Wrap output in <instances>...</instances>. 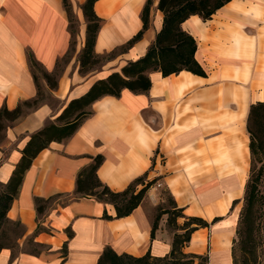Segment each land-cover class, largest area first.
<instances>
[{
  "label": "crops",
  "instance_id": "1",
  "mask_svg": "<svg viewBox=\"0 0 264 264\" xmlns=\"http://www.w3.org/2000/svg\"><path fill=\"white\" fill-rule=\"evenodd\" d=\"M70 1L79 17L76 8L85 0ZM145 2H95L94 11L102 19L96 54L120 48L142 27ZM157 3L152 0L150 26L138 41L81 74L78 55L85 26L70 57L63 60L71 33L62 0H0V108L12 110L35 99L38 88L45 96L3 131L0 186L11 176L31 133L54 121L96 80L145 54L162 25ZM98 5L108 12L98 11ZM181 27L196 39L195 58L206 76L185 70L168 76L149 71L147 92L123 89L118 97L99 98L68 139L40 151L7 212L8 220L19 222L22 231L16 247L0 248V264H96L107 247L117 254L163 257L173 238L167 214L160 216L151 236L164 203L162 190L183 214L209 224L192 233L184 252L205 256L203 264H233L232 244L250 171L247 116L251 104L264 101V0H230L210 19L193 15ZM29 53L43 70L55 74L54 87L36 74L37 87ZM97 154L103 156L97 176L114 191L141 176L145 182L155 180L141 203L119 218L112 205L93 198L65 206L55 201L38 215L34 198L72 194L78 172ZM105 211L111 218H103ZM38 227L33 243L39 252H27L25 243Z\"/></svg>",
  "mask_w": 264,
  "mask_h": 264
},
{
  "label": "trees",
  "instance_id": "2",
  "mask_svg": "<svg viewBox=\"0 0 264 264\" xmlns=\"http://www.w3.org/2000/svg\"><path fill=\"white\" fill-rule=\"evenodd\" d=\"M97 0H85L80 6L86 21L85 41L78 55L79 73L86 74L95 67L113 58L119 51L125 50L138 41L149 28L151 23L152 0H146L141 12L142 27L120 48L98 55L94 52V44L102 19L95 13L94 4ZM230 0H158L157 9L162 13V25L154 40L147 47L145 54L128 61L119 72H112L103 79L96 80L86 93L70 100L54 121L46 123L39 130L31 133L21 156L16 163L8 181L0 186V248L5 245L1 238L5 228L12 226L16 236L21 234L19 222H10L7 212L17 196L25 171L33 159L51 142H63L68 139L79 127L81 122L92 114V104L99 98L110 95L118 97L123 89L133 93H145L151 87L149 71L158 70L163 76L189 71L199 76H206L205 70L195 58L197 50L196 39L183 30L181 24L193 15L203 21L212 17L216 11ZM63 7L69 20L71 33L70 50L74 49L75 18L70 0H62ZM69 52L65 55H68ZM64 57V58H65ZM63 58V59H64ZM30 67L38 87L35 69L40 68L42 77L49 86L54 87L55 74L43 70L29 53ZM42 100L40 88L37 97L20 102L14 109L6 106L0 108V141L3 131L11 123L24 114V108L36 107ZM247 131L249 134L250 171L245 185L243 204L236 227V235L232 244L233 264H260V254L264 256V192L261 189L264 179V101L250 105L247 116ZM91 162L82 168L76 177L75 190L72 194L57 193L47 198L35 197L34 203L38 215H41L47 206L56 200L60 206L79 198H93L113 206L115 217L129 215L142 201L147 189L155 180L146 181L144 176L136 178L125 189L114 191L104 184L97 176V169L103 162V156H90ZM141 185L140 188L138 186ZM171 197V196H170ZM162 214H167V224L173 230L170 252L163 257H153L149 253L143 256H132L127 253L117 254L111 248L103 250L96 264H203L206 257L194 253L184 252V247L190 242L192 233L200 227H207V221L197 216H186L183 208L177 207L171 198L169 207L159 206L153 222L151 236L157 227ZM103 218L110 215L103 213ZM183 218L182 224L177 223ZM27 241L34 245L32 251L39 252L33 243L34 235ZM71 236L70 233L67 234ZM11 248V247H10ZM238 252V255L236 254ZM34 253V252H31Z\"/></svg>",
  "mask_w": 264,
  "mask_h": 264
},
{
  "label": "rangeland",
  "instance_id": "3",
  "mask_svg": "<svg viewBox=\"0 0 264 264\" xmlns=\"http://www.w3.org/2000/svg\"><path fill=\"white\" fill-rule=\"evenodd\" d=\"M76 9L79 12V17H77L76 14H75V12H74V6L72 7V11L74 13V18L76 20L75 21V29H76L77 34H78V31H79L80 27L82 25L83 26H86V21H85V19L83 17L81 8L79 7V9L78 8H76ZM77 34L75 36V41L77 40ZM71 53H72V50L69 51L68 55L63 60H67L70 57ZM61 64H62V61H61ZM97 68H99V66L95 67V69H97ZM40 70H41L40 68L35 69V73L38 75V77H42ZM90 71H93V70H90ZM90 71H88V72H90ZM42 100H45V96L44 95H42ZM26 110L27 109L24 108V111H26ZM261 189L264 192V179H263V182H262ZM161 195H162V198L164 199V203H163V206L162 207H169L171 205V197H170L169 193L167 191H165V190H162L161 191ZM57 201L58 200H56V202ZM16 238H17V236H16V234L14 232L13 227L12 226H7L5 228V234L1 238V241L5 245H8V246L14 248L17 245ZM34 247H35L34 245H32L31 243H29L28 241H26V243H25V249L24 250L27 251V252H34V253H36V251H32ZM13 251H14L13 253L15 254L16 251H17V249H13ZM236 254L238 255V252H236ZM259 254H260V264H264V256L261 254V250H259Z\"/></svg>",
  "mask_w": 264,
  "mask_h": 264
},
{
  "label": "bare ground",
  "instance_id": "4",
  "mask_svg": "<svg viewBox=\"0 0 264 264\" xmlns=\"http://www.w3.org/2000/svg\"><path fill=\"white\" fill-rule=\"evenodd\" d=\"M98 11H100V12H108L107 10L105 11V9L101 7V5H98Z\"/></svg>",
  "mask_w": 264,
  "mask_h": 264
}]
</instances>
